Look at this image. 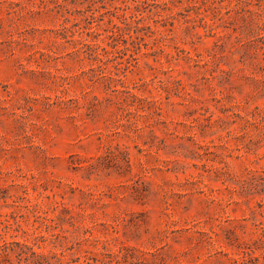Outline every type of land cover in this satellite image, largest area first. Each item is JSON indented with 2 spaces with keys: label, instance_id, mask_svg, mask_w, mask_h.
Segmentation results:
<instances>
[{
  "label": "rangeland",
  "instance_id": "obj_1",
  "mask_svg": "<svg viewBox=\"0 0 264 264\" xmlns=\"http://www.w3.org/2000/svg\"><path fill=\"white\" fill-rule=\"evenodd\" d=\"M78 1L0 0L7 239L74 264H264V0H173L138 60L105 64L80 42L113 7Z\"/></svg>",
  "mask_w": 264,
  "mask_h": 264
},
{
  "label": "trees",
  "instance_id": "obj_2",
  "mask_svg": "<svg viewBox=\"0 0 264 264\" xmlns=\"http://www.w3.org/2000/svg\"><path fill=\"white\" fill-rule=\"evenodd\" d=\"M207 1H211L212 4L216 0ZM78 2L80 4L88 2L90 5H96L98 3L102 4V8H106L108 4L113 7V10L109 11L113 12L109 18L111 29L105 30L108 33L107 39L101 38L102 34H95L92 32L90 33L91 35H89L93 39L91 42H80L83 47L88 48L85 54L93 57L94 61L105 64L108 60H111L112 57L115 58V54L124 52L125 55H127V53L131 51L130 46L135 49L134 54L130 55L131 58L135 61L138 60L135 55L137 52H141V43L145 41L146 37H150L151 34L154 35L156 33L152 25L146 22V19H152L154 15L162 16L161 10L170 11L171 8L168 7V5L172 3L173 0L161 2L157 0H131V4L128 0H123L122 3L125 4L124 8L118 7L115 4V0H83ZM179 2L181 3L182 1ZM250 5H252V0H238L233 4V6L243 9L245 6ZM253 5L261 6L260 2L257 4L253 3ZM187 7H191V4H188ZM118 10L122 13L118 14ZM248 11L250 12V10ZM216 12L219 14L220 10L216 8ZM196 14L198 17L202 15V13L198 11ZM218 14H214L213 18L215 19ZM114 18L118 19L120 24L114 23ZM199 18L203 21L204 25H208L205 18ZM154 22L157 23L159 21ZM120 46L122 49H119ZM128 64L131 65V62L129 61ZM11 228L12 224L9 219L0 220V264H74L73 260L66 259V256L63 254L53 253L49 255L40 251V244L47 239L44 236L32 235V241H29L25 236H22V239H17V235H11L10 239H7L6 236L9 234ZM26 234L27 233L24 232V235Z\"/></svg>",
  "mask_w": 264,
  "mask_h": 264
}]
</instances>
